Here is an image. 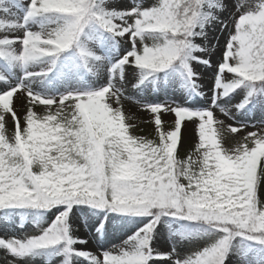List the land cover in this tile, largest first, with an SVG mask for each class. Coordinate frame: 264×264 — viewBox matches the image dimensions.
<instances>
[{"label": "snow or ice", "instance_id": "6c2138e0", "mask_svg": "<svg viewBox=\"0 0 264 264\" xmlns=\"http://www.w3.org/2000/svg\"><path fill=\"white\" fill-rule=\"evenodd\" d=\"M225 13L214 67L209 29H227ZM196 65L212 71L207 106L187 102L205 97ZM0 85V250L16 264H264V127L227 144L257 113L264 125V0H0ZM129 87L186 100L144 104L148 138L124 109ZM186 121L198 141L182 157ZM77 220L98 244L123 242L83 250ZM26 224L38 231L16 235Z\"/></svg>", "mask_w": 264, "mask_h": 264}, {"label": "rangeland", "instance_id": "374dc122", "mask_svg": "<svg viewBox=\"0 0 264 264\" xmlns=\"http://www.w3.org/2000/svg\"><path fill=\"white\" fill-rule=\"evenodd\" d=\"M114 2L120 8H129L134 2L140 3H150L152 0H114ZM236 2H243V0H229V3H236ZM233 14L238 17L239 13H236L235 10H232ZM222 19L225 23L228 24V28H222V26L217 23L213 25L209 29V42L210 45H216L215 51L211 55V60L213 66L217 65V62L220 60L226 38L229 36L230 31L234 30L235 20L233 19L232 15L225 13L222 16ZM218 41V43H217ZM200 42V41H197ZM196 70L200 73V82L202 84L203 91L205 93L204 98H187L188 103H197L199 105L207 106L209 101L207 97L210 96L209 87L212 85V71L206 69L203 65H196ZM230 76V74H229ZM0 87H4L0 85ZM20 95V94H18ZM125 97L123 99V106L126 113L132 115L134 117L133 123L137 125L135 128V132L137 135L148 137V138H155L156 137V128L154 123H152V114L144 108V104L148 102H155V103H168L172 104L175 103H185L186 97L182 92L177 90L176 88H170L166 92H159V93H149L147 95H139L136 91L129 87V89L125 93ZM20 104L23 105V99L20 101ZM227 107L235 111L232 105H227ZM39 111V109H38ZM23 113V107H21V114ZM216 115L219 119L223 120L225 124H233L234 121L230 119L228 116L221 114L219 111H216ZM161 118L163 123V128L165 130H170L174 126L175 116L173 113H161ZM249 127L244 129L243 133L233 134L228 137L227 144L229 146L235 143V138H240L243 135H246L249 131H259L264 125L260 124V115L259 113L256 114L255 119L248 121ZM255 124L256 127H252ZM235 126V125H234ZM9 132L12 129L11 120L8 122ZM198 141L197 132H196V124L194 122L186 121L185 124L182 126L181 131V142L179 146V154L180 156H185L188 152H190L193 148L195 143ZM260 196L264 198V188L260 191ZM75 227L77 228L76 235L79 238L87 239L88 243L86 245H78L79 248L83 250H89L94 253H99L102 249L100 244H103L104 249H110L112 245H119L123 242V235L116 233L109 237L107 242L100 241L98 244L97 238L94 236V229L86 227L81 220H77L75 222ZM38 230L32 224H26L23 229H17L16 235L22 236L26 234H35ZM4 235L3 229H0V236ZM156 248L160 252H170L171 251V243L168 241L166 236L162 237L157 243ZM178 251L183 256L189 251V248H178ZM61 258H55L51 261V264H60ZM16 264L15 258H13L10 254H8L4 250H0V264ZM32 264H46L45 260L43 259H36L32 262ZM162 264H170V262H162Z\"/></svg>", "mask_w": 264, "mask_h": 264}, {"label": "trees", "instance_id": "16d2710c", "mask_svg": "<svg viewBox=\"0 0 264 264\" xmlns=\"http://www.w3.org/2000/svg\"><path fill=\"white\" fill-rule=\"evenodd\" d=\"M180 155V154H179ZM55 259V258H54Z\"/></svg>", "mask_w": 264, "mask_h": 264}]
</instances>
